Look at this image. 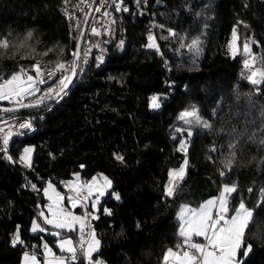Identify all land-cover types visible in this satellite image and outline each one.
Instances as JSON below:
<instances>
[{
  "label": "trees",
  "instance_id": "trees-1",
  "mask_svg": "<svg viewBox=\"0 0 264 264\" xmlns=\"http://www.w3.org/2000/svg\"><path fill=\"white\" fill-rule=\"evenodd\" d=\"M61 1L0 0V38L19 44L28 31L33 33L30 48L0 51L4 79L20 66L31 69L40 61L46 69L73 57L77 41L60 13ZM152 5L158 50L146 47L148 21L123 14L110 44L97 49L61 104L19 113L53 109L33 132L12 142L8 152L0 151V264H21L26 249L42 258L43 234H32L31 227L47 205L46 183L50 180L63 190L62 183L77 174L85 181L105 175L112 182L94 219L100 241L95 261L164 264L167 249L185 247L176 217L179 209L199 208L220 196L225 184H235L237 192L228 199L230 214L241 200L255 208L254 225L245 237L253 248L247 257L242 249L238 260L264 264V83L247 80L242 55L233 57L229 48L236 28L239 44L247 38L255 41L251 47L258 55L257 67L264 69V0H153ZM195 37L202 41L201 54L193 52L188 58L185 51V56L172 52ZM57 83L40 84L39 93L23 103ZM152 96L160 98L157 109L151 107ZM191 107L198 108L211 130L180 124V114ZM16 114L0 110V119ZM181 142H186V152L180 151ZM26 145L34 146L30 168L19 160ZM185 160L186 176L176 195L168 197L169 172ZM18 229L23 244L13 246ZM73 237L77 243V232ZM44 240L55 245L51 235Z\"/></svg>",
  "mask_w": 264,
  "mask_h": 264
},
{
  "label": "snow or ice",
  "instance_id": "snow-or-ice-1",
  "mask_svg": "<svg viewBox=\"0 0 264 264\" xmlns=\"http://www.w3.org/2000/svg\"><path fill=\"white\" fill-rule=\"evenodd\" d=\"M83 2V0H81ZM67 3V0H65ZM140 3V0H137V4ZM82 10V9H81ZM99 11V8L96 9ZM119 10V8L117 9ZM124 11H127L125 8ZM105 16L108 15L107 12L104 13ZM114 22V21H113ZM243 23V22H241ZM79 23H77L76 27L79 28ZM248 27V25H244ZM163 27V25H160ZM170 34L175 36L176 33L171 32ZM91 32L93 35H100V32L96 28H92ZM33 37L32 31H28L26 36L23 38L22 42L17 44L14 41H10L7 37L0 38V51L7 52L10 48H19L25 49L30 48L31 45L28 44ZM149 43L146 45L148 48H156L158 49V45L155 42V37L149 35L148 37ZM240 33L236 28L232 31V41L229 44V48L232 52L233 57H235L240 52L239 47ZM122 43V42H121ZM255 43V41H251L250 38L245 39L242 45V52L247 57L243 61L244 69L248 70V75L246 79L249 80L253 85L264 83V69L255 67L257 62V57L253 54L251 44ZM79 46H77L78 49ZM99 47V45H97ZM191 48L198 47V41L193 40ZM48 51H52L49 49ZM88 51H91L90 49ZM32 52H35V49H32ZM61 54L63 49L60 50ZM21 54V53H16ZM14 54L11 59H15ZM48 52H44L42 55H47ZM73 56V61L71 63H63L56 62L54 64L53 69L46 70L41 67L40 61H36L31 65V69L34 71L35 75L29 74V70L24 66H20L19 70L12 73L9 78L4 79L2 75H0V100H12L19 108L25 107H36L35 104H24L22 101L25 97L32 96L36 92H39L40 89L37 87V84L47 83L45 80V72L47 71L48 77H53L55 73H61L58 78V88L49 87L45 92L44 96L39 98L38 103H43L45 98L47 99H55L62 98L63 95H66V90L73 83V79L77 76L76 69L80 67V64L77 61H80V52L79 50L73 51L71 53ZM21 58H27L21 54ZM102 61V57L99 58ZM83 63H87L85 59ZM159 96L151 97V107L159 108ZM16 109L13 108H4V112H12ZM192 118V119H189ZM180 119L185 121L187 124L195 123L198 127L203 129L211 130L212 125L203 120L197 110L186 111L181 114ZM20 128L31 129L32 124L30 121L21 123ZM3 129H0L2 132ZM178 131H184L183 129H178ZM188 136H191L193 133L189 128L187 130ZM12 133L9 132L3 137V147H0V151L7 152L9 140L11 139ZM229 147H233L230 145ZM180 151H187L186 142H181ZM215 151V148L212 149ZM33 152L32 147H25L23 149V153L20 155L19 160L26 167H32L31 164V154ZM117 159L122 160L123 157L117 156ZM7 159L12 160L11 156H8ZM188 165V161H184V166L179 169H174L169 172V181L166 186L165 195L168 197H173L176 195L177 189L179 187V181L183 180V177L186 172V167ZM232 162L226 165L228 170H231ZM83 167V165H81ZM221 175H225V172L221 171ZM112 186L111 180L107 177H103V184L101 185L97 179L94 177L91 182L88 183H80L79 176L77 174L76 182H66V187H68L71 191L75 193V196H69L68 200L72 203L73 206H76L78 200L81 198V194L86 188L88 191V195L90 196L93 190L99 192L100 195H104L103 189L105 187L110 188ZM35 189V185H32ZM49 190H51V195H49ZM251 191V189H249ZM237 192V186L235 184L228 185L225 184L223 186V192L218 198L219 203V214L215 217L213 216L212 209L216 207L217 200L212 199L208 200L205 205L201 207L198 212L192 213V219H185L186 211L182 210L180 213V219L183 220V225L179 230V235L184 238L183 244H186L187 249H183L180 251H176L173 248L167 249L166 255L164 256V264H242V261L237 260L238 253L240 249H244L243 256L247 257V255L252 251V244H245L246 233L250 231V227L254 225V215L255 208H249L243 200L240 201L239 205L232 209L233 215L228 218L226 214L229 212L228 208V198L232 193ZM45 195L48 196L49 200L53 201V205H55V210L53 206H49V211L53 213V219H49L48 217H44V222L47 224H52L56 228L60 229H68L72 231L74 226L78 223L80 226L81 233L85 228V220L87 219V214L85 216H76L71 212L65 213L64 209L61 206V202L64 200V196L61 195L60 192L56 191L55 187L51 182L48 183V187L44 189ZM87 196H84L83 199H87ZM116 199L119 200L120 197L116 194ZM95 203H99L97 200ZM95 203L93 207H95ZM260 205L258 204L257 207ZM110 215L111 213L108 210H105ZM43 216V212L40 213ZM59 217V218H57ZM32 232H43L45 231L38 223L33 222V227L31 229ZM58 235V233H57ZM199 236L203 237L206 243H193L192 237ZM13 246L17 244H23V241L20 238L19 229L14 234V238L12 240ZM100 241L96 238L95 231L91 232V241L88 243V248L86 252L88 264H103L102 261L93 260V253L99 250ZM60 250L66 251L71 254L70 258L75 261L76 260V248L73 246V241L71 239H65L60 242ZM45 251L47 252L48 259L47 264H67L66 257H57L55 253H53L52 249L49 248L46 244L44 245ZM177 249H182L181 244L176 245ZM23 262L24 264H41L40 259H38L35 253H29L27 251L23 254Z\"/></svg>",
  "mask_w": 264,
  "mask_h": 264
},
{
  "label": "built area",
  "instance_id": "built-area-1",
  "mask_svg": "<svg viewBox=\"0 0 264 264\" xmlns=\"http://www.w3.org/2000/svg\"><path fill=\"white\" fill-rule=\"evenodd\" d=\"M152 3L153 0H140L139 4H137V0H83V2H81V0H67V3H65V0L61 1L60 13H62L63 18L66 20L69 26L71 38L72 39L76 38V41L78 42L84 28L86 27L81 45V51H80L81 59L78 62L80 64V67L76 69L77 76L73 79V83L70 85L67 94L69 93L70 89L81 80L85 68L91 63L93 57L97 52V49L102 44L105 45L110 44L109 37L121 15L132 13L134 17L147 20L148 21L147 28L149 31V35L152 36L156 35L155 28L157 27V23L152 16V9L154 8V5H152ZM97 8H99V11L96 10ZM118 8L119 10H117ZM125 8L127 9V11H124ZM105 12L108 13L107 16L104 15ZM77 23H79L80 25L79 28L76 27ZM92 28H96L100 32V35H93L91 32ZM97 45H99V47H97ZM89 49L91 51H88ZM73 59L74 58L72 57L71 59L62 60L60 62L68 64L71 63ZM85 59L87 60V63H83ZM51 69H53V67L46 68V70H51ZM60 75L61 73L57 72L53 77L50 78L48 77L46 71L44 78L47 81V83L44 84L50 85L56 82L60 77ZM52 88H58V83ZM45 92L42 94V96L45 95ZM67 94L63 95L62 98H59L54 103H56L57 105L61 104L62 101L67 97ZM45 100H47V98H45ZM6 103H8V105H16L12 100H6ZM52 110H53L52 108H48L46 111H42V112L24 113V114L18 113L16 114V116L10 119L7 120L0 119V129H3V131L0 132V147H3L4 135L11 132L12 136L7 146L9 150L12 142L18 139L19 140L23 139L27 134L33 132L32 130L40 121L44 119L47 112L49 113ZM28 121H30L32 124L31 129L20 128L19 125L21 123H25ZM88 182L90 181L89 180L84 181V183H88ZM84 196H87L88 198L85 200L83 199ZM89 200H90V196L88 195V191L85 188L81 194V198L78 201L81 204H85ZM95 227L96 226L94 223V219L93 218L91 219V217H89L88 223L85 226L84 231L82 233L81 231L77 232L76 260L73 261L69 257L71 260L70 262L73 263H80V261L85 262L87 244L91 241V232L95 229ZM187 247L188 246L186 245L185 249H187ZM25 251L29 252L30 254L31 253L36 254V252L33 249H26Z\"/></svg>",
  "mask_w": 264,
  "mask_h": 264
},
{
  "label": "rangeland",
  "instance_id": "rangeland-1",
  "mask_svg": "<svg viewBox=\"0 0 264 264\" xmlns=\"http://www.w3.org/2000/svg\"><path fill=\"white\" fill-rule=\"evenodd\" d=\"M194 40H197L198 41V47L197 48H191L190 47V45L191 44H188V45H183L180 49H178V50H172V52L174 53V54H176L177 56H185V55H183L184 54V51L188 54V58H192V56H191V54L193 53V52H196V54H201V40L199 39V38H196L195 37V39ZM192 43V42H191ZM157 44V43H156ZM242 45L243 44H239V47H240V52L238 53V54H241L242 55V57H243V60L242 61H244V59H246L247 57L243 54V52H242ZM151 49H153V50H158V49H156V48H151ZM253 51V50H252ZM186 54V55H187ZM253 54L257 57V62H256V65H255V67H257V65H258V55L256 54V53H254L253 52ZM189 61H192V62H194V59H189ZM29 70V74H32V75H35V73H34V71L32 70V69H28ZM245 70V72L247 73V75H248V70H246V69H244ZM246 75V74H245ZM37 87L40 89V84H37ZM39 92H36L34 95H37ZM33 96V95H32ZM28 97H30V96H28ZM27 97H25L24 99H23V101L22 102H24V100L26 99ZM40 97H37V98H34V99H31V101H28L27 103H34V102H37V99H39ZM1 102H6V100H0ZM159 103H160V101H159ZM153 109H157V108H153ZM193 110H197L198 111V114H199V110H198V108L197 107H191V108H189V109H187V110H184L182 113H184V112H186V111H193ZM181 113V114H182ZM181 114H180V116H181ZM200 116V115H199ZM189 119H192V118H189ZM179 122H180V124H182V125H184V126H188V127H190V126H193V125H196L195 123H193V124H187V123H185V121H183V120H181L180 119V117H179ZM25 147H32L33 148V152H32V154H31V164H32V161H33V153H34V146L33 145H26ZM24 147V148H25ZM23 148V149H24ZM23 153V150H21V154ZM22 164V163H21ZM22 165H24V164H22ZM33 165V164H32ZM25 166V165H24ZM182 166H184V163L182 164ZM181 166V167H182ZM26 167V166H25ZM180 167V168H181ZM26 168H29V167H26ZM187 168H188V165H187V167H186V172H185V175H184V177L186 176V173H187ZM179 169V168H178ZM174 170V169H173ZM96 179H97V181L102 185L103 184V177H107V176H105V175H95L94 176ZM93 177V178H94ZM184 177H183V179H184ZM92 178V179H93ZM108 178V177H107ZM92 179H90V182L92 181ZM109 179V178H108ZM110 180V179H109ZM77 181V175H75V178H74V180L72 179V180H70V181H67V182H76ZM84 181L85 180H83V179H81L80 177H79V182L80 183H84ZM49 182H51L52 183V185L55 187V189H56V191H58V192H60L61 193V195L62 196H64V200L61 202V206H62V208L64 209V211H65V213H67V212H71L73 215H76V216H85L86 214H87V219L85 220V225H87V223H88V218L89 217H91V219L93 218V219H96L97 217V215H98V211H99V204H100V202L101 201H103L105 198H106V196H107V194L109 193V191H110V189H111V187L110 188H107V187H105L104 189H103V191H104V195H100L99 194V192H97V191H95V190H93V192H92V194L90 195V200L89 201H87L85 204H81L79 201H78V203L76 204V206H73L72 205V203L68 200V203L66 204V199H68V197L69 196H75V193L73 192V191H71L68 187H66V182H63L62 183V186H63V190H61L60 188H58V186L54 183V182H52V181H48L47 183H46V186H45V188H47L48 187V183ZM181 181H179V183H180ZM44 188V189H45ZM223 192V188H222V191H221V193ZM221 193H220V195H221ZM52 193H51V190H49V195H51ZM44 196H45V198H46V200H47V205L45 206V208L43 209V210H41V212H43V216H41V218H39L40 220H35V222L36 223H38L42 228H44L45 229V231H43V232H39V231H37V232H32L31 231V233L32 234H37V233H41V234H43V236H41L42 238H43V244H42V246H41V249H42V251H43V256H42V258H40V257H38V259H40V261H41V264H47V259L49 258L48 257V255H47V252L45 251V248H44V245L46 244L49 248H51L52 249V251H53V253H55L56 254V256L57 257H61V256H63V257H66V258H68L67 259V264H69V262L71 261L70 260V256H71V254L70 253H68V252H66V251H61L60 250V247H59V245H60V242L62 241V240H65V239H71L72 241H73V246L76 248V240L74 239V237H73V234L75 233V232H78V231H80V226H79V224L77 223L75 226H74V229L72 230V231H69L68 229H60V228H56L54 225H52V224H47V223H45L44 222V217L46 216V217H48L49 219H53L54 217H53V213L52 212H50L49 211V206L50 205H52L53 206V209L55 210V205H53V201L52 200H49V198H48V196L47 195H45V193H44ZM220 196H218V197H216V198H211V199H209V200H212V199H216L217 200V205H216V207H214L213 209H212V213H213V216L215 217L216 215H218L219 214V203H218V198H219ZM229 199V198H228ZM99 201V203H95L96 201ZM208 201V200H207ZM207 201H205L204 203H202L201 204V206L199 207V208H192V207H190L189 205H183L180 209H179V211L176 213L177 214V219L179 220V227H178V229L180 230V228H181V226L183 225V220H181L180 219V213H181V211L182 210H187L186 211V215H185V219H192V213L193 212H198L200 209H201V207L203 206V205H205L206 204V202ZM95 203V207H93V204ZM228 203H229V200H228ZM228 208H229V204H228ZM233 214H230V212H228L227 214H226V217H228V218H230L231 216H232ZM57 218H59V217H57ZM32 227H33V224H32ZM32 227H31V229H32ZM95 231V230H94ZM57 233H58V235H57ZM95 234H96V238L98 239V237H97V232L95 231ZM48 235H51L52 237H54V243H55V245L54 246H56V248H57V251H56V249H55V247L54 246H52V245H50L49 243H47L44 239H45V236H48ZM195 237H199V236H195ZM193 239H196V238H194V236L192 237ZM202 240H200V239H196V240H198V242L197 243H205V240H204V238L203 237H200ZM88 245V244H87ZM185 245V247H184V249L186 248V244H184ZM87 248H88V246H87ZM243 249V248H242ZM242 249H240V251L242 250ZM100 251V244H99V250L97 251V252H94L92 255H93V260L95 261V255L98 253ZM239 251V252H240ZM76 253H77V249H76ZM238 256H239V253H238ZM238 256H237V260H238ZM85 262L88 264V260H87V256H86V258H85ZM21 264H24V262H23V258H22V261H21ZM104 264V263H103Z\"/></svg>",
  "mask_w": 264,
  "mask_h": 264
},
{
  "label": "water",
  "instance_id": "water-1",
  "mask_svg": "<svg viewBox=\"0 0 264 264\" xmlns=\"http://www.w3.org/2000/svg\"><path fill=\"white\" fill-rule=\"evenodd\" d=\"M89 16H90V14H89ZM85 28H84V30L82 32V35H81V37H80V39H79V41L77 42V45H76V50H79V52L81 51V45H82V41H83V37H84ZM77 46H79L78 49H77ZM78 62L79 61H77V63ZM69 88H70V86H69ZM69 88L66 90V92H68ZM58 99L59 98L47 99V100H44L43 103H38V101L37 102H34V103H24V104H35V105H37L36 107L19 108L18 105H0V110H3L4 108H13V109H16L15 111H12V113H20V112H24V111L36 110V109H40V108H42L44 106H47V105H49V104L57 101Z\"/></svg>",
  "mask_w": 264,
  "mask_h": 264
},
{
  "label": "crops",
  "instance_id": "crops-1",
  "mask_svg": "<svg viewBox=\"0 0 264 264\" xmlns=\"http://www.w3.org/2000/svg\"><path fill=\"white\" fill-rule=\"evenodd\" d=\"M194 238L202 240L200 237H195V236H194ZM192 239H193V238H192ZM196 243H197V242H196ZM205 243H206V241H205Z\"/></svg>",
  "mask_w": 264,
  "mask_h": 264
}]
</instances>
